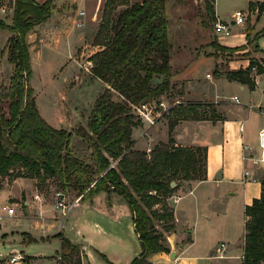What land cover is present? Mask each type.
<instances>
[{"label":"trees","instance_id":"16d2710c","mask_svg":"<svg viewBox=\"0 0 264 264\" xmlns=\"http://www.w3.org/2000/svg\"><path fill=\"white\" fill-rule=\"evenodd\" d=\"M215 1L206 0L214 19ZM168 3L169 0L106 2L93 41L101 49L90 56V70L107 86L92 109L88 127L79 126L74 132L57 128L42 116L30 82L28 34L51 17V0H16L12 22L0 18V28L12 33L3 54H8L14 65L10 85L0 86V180L33 178L39 191L51 180L63 190L75 191L81 200L91 201L102 191L122 196L133 213L142 248L131 264H153L152 254L169 251L164 231L156 223L165 222V231L175 229L174 210L167 199L183 181L207 179L208 147L176 144L172 136L175 127L182 119H220L214 106L207 115L200 110L202 103L189 101L191 104L180 105L177 117L169 121L167 142L157 143L150 152L133 146L134 131L142 122L132 105L164 95L174 101L185 93L172 80L189 64L176 63L182 47L175 42ZM120 6L124 7L119 9ZM256 7L259 16L264 15V2L256 5L251 1L250 8ZM251 32L248 28L247 35ZM255 62L251 59L248 67L228 71V78L255 89L251 76ZM259 72L264 73V66L259 65ZM158 77L163 78L157 82ZM173 110L174 107L170 113ZM73 133L87 140L92 161L77 155L71 147ZM174 181L176 186L172 185ZM261 184L260 196L245 209L242 264H264V178ZM157 204L162 205L161 210L155 207ZM61 254L70 264H82L80 245L65 236Z\"/></svg>","mask_w":264,"mask_h":264},{"label":"rangeland","instance_id":"374dc122","mask_svg":"<svg viewBox=\"0 0 264 264\" xmlns=\"http://www.w3.org/2000/svg\"><path fill=\"white\" fill-rule=\"evenodd\" d=\"M15 1L16 0H0V18L5 22H9L8 20L13 18ZM35 1L43 3V1ZM68 1L71 3V0H51V6L53 8L52 13L57 7L61 8L64 4L69 3ZM107 1L108 0H102L99 14L101 18L100 23ZM254 2L258 5L264 2V0H255ZM247 4L248 0H216L214 8L215 12L217 6L222 14L235 18L237 13L247 10ZM122 7L124 6H120L119 9ZM168 9L173 23L172 29L175 42L182 47V53L178 56L179 58L176 59V63L190 65L194 59L197 61L190 67V72L194 74L190 94L186 92L183 96H176L177 98L174 100H179L181 102L178 103V105L174 107L172 113L167 115L161 122L169 126V121L177 117V111L180 105L189 106L188 104H191L189 101H195V103H202L200 110L207 115L211 114V107L214 106L220 117L218 120L225 119L223 112H229L228 118L231 119L230 123L232 124L231 126H233L232 132L235 137L241 139L244 135L249 144L257 145L258 133L264 123V116L258 112L250 111L244 106L233 103L228 104V101H230L234 94L245 97L248 91L245 90L246 86H243L242 83L230 80L227 76V72L246 68L248 59H254L255 61H260V59H262L264 61V15L259 16L258 11L249 8L248 11L250 14L246 23L243 25H234L231 36L219 38L215 32V21L217 20V16L216 19L213 18L211 10L207 7L206 0H169ZM64 13L65 12L60 15ZM39 25L37 26L39 27ZM37 26L28 34V37L29 35H33V43H29L32 60L30 82L35 89L36 101L41 106L39 110L42 108L41 110L44 116L48 117L50 121L52 120L55 125H64L66 129L72 132H74L73 129L76 130L79 126L88 127L92 109L98 97L105 91L107 86L103 80L96 77L90 70L92 66L90 56L95 53H93V51L101 47L98 45V47H95V44L91 43L92 37L91 39L87 38L89 40L88 44L77 46L78 53H83L82 58L80 57L77 59L74 57V55L77 54L75 49L77 44L76 40L84 33L83 28L76 26L74 27L71 37L66 38L63 36L59 40L53 37L49 43L44 44L40 50H37V46L43 41L41 40L42 33ZM248 28L252 31L249 36L247 35ZM9 34L10 32L8 30L0 29V86L10 85V79L14 70V65L10 62L8 54L5 53L2 55L1 53V49L6 45L3 44ZM48 41L49 38L46 36L44 42ZM217 44L224 46V48L220 49ZM197 57L198 59H196ZM89 63L91 64L89 65ZM216 72L221 73L220 76H217ZM217 77H219V80L216 79ZM158 79L161 80V78ZM183 88L185 92V87ZM215 90L218 91L217 95L219 94V97H217L216 94L212 95ZM203 94H208V96H203ZM162 98L171 103L173 102V100H170V98H167L165 95L162 96ZM251 100L255 103L254 98H251ZM56 109H59V117L57 116L58 112H56ZM186 121L193 120H180L172 136L177 135V137L185 138V134L188 130V124H185L187 123ZM209 122L212 121L209 120ZM241 122H243L245 126L244 134L240 129ZM142 126L135 129L136 132L141 130V135L144 131V127ZM137 135L138 134L134 136V139ZM141 135L140 138L148 137V135L145 137H141ZM175 141L178 142L176 139ZM182 141L187 142L188 140L183 139ZM153 143L154 141L150 144L151 149L156 145H153ZM144 146V142L139 144V147ZM71 147L75 148L76 152L81 155L84 149H87V141L83 137L73 133ZM144 150H147V148ZM84 155H87L85 156L87 160L92 161L91 153L85 152ZM237 159L238 154L235 156L236 161ZM248 166L252 167L254 165L252 162H249ZM254 167L256 168V166ZM256 171L258 178H264V170L256 169ZM14 179L15 178L11 177L5 178L4 180H0V184L13 190V184H15ZM31 180L33 181V185L36 186L37 180L33 178H31ZM51 182L50 180L49 185L42 191L44 194L42 202L47 205L49 214L53 215L57 212L59 216L60 212L54 210L53 207L57 202L56 192L63 191L68 202H73L79 196L75 191L69 189L63 190L58 187L56 183ZM252 183L251 190L258 189L259 183ZM241 186L242 185H236L231 181H224L220 188L213 186V184H204L198 188V191L193 196L197 199V204L196 201H194L196 206L193 208V222L196 223L197 229L196 234H193L192 237L196 240L198 251L202 252L200 250L203 248L207 251L205 253L206 255L210 253L214 254L216 250L220 248L221 242L223 240H228L232 246V252H234L233 254L235 255L230 259H226L225 263L220 262L219 259L207 257L202 260L204 264H242L241 256H237V254H241L243 251L245 232V207ZM233 188H238L239 193L234 195L229 194L228 191ZM167 203L173 207L171 201L168 200ZM8 205L18 207V205L16 206V204L12 202H9ZM161 206V204H157L155 207L159 209ZM71 215L68 216V221ZM128 215V223L135 239L132 217L131 214ZM15 220L16 219H8L7 217L0 220V226H3L2 230H0V264L2 263V259L6 257V251L9 249L1 236L3 229L7 224L15 223ZM22 222L25 229H29V220H22ZM47 222L56 223L57 227L55 233L61 231L63 221L51 220ZM156 223L158 228L164 231L162 226H159V223L163 224V221L156 220ZM65 225L68 226L69 222H65ZM26 238L27 240L32 239L31 236H27ZM45 239L46 240L39 238L38 241H33L29 247L26 248V246L24 247L23 245L21 247L24 249L25 253L30 255L55 253V258L59 262L60 253H58V256L57 252H62V238L56 235L52 239L46 237ZM211 244H213V249L212 251H208L207 247ZM18 248L20 249V247ZM56 250L58 251L56 252ZM190 253L193 252H188V254ZM99 255L107 264L112 262L104 253L99 252ZM40 258L43 257H25L28 261L42 264L41 262L43 259ZM24 261L25 260H21L17 264H27L26 261ZM174 262V260H171L170 263L168 262L167 264H174ZM65 263L70 264L66 261ZM184 263L185 260H182L179 264ZM193 263L194 262H189V264ZM160 264L166 263L162 262Z\"/></svg>","mask_w":264,"mask_h":264},{"label":"crops","instance_id":"0c3cea01","mask_svg":"<svg viewBox=\"0 0 264 264\" xmlns=\"http://www.w3.org/2000/svg\"><path fill=\"white\" fill-rule=\"evenodd\" d=\"M38 1L45 2L47 0ZM251 1L255 0H248L247 10L250 8ZM101 6L102 0H71V3H66L63 7H57L54 9L52 16L46 22L40 24L39 27L37 26L40 28L42 33L41 40H43L41 41V44L37 46V50H40L44 44L49 43L53 37L57 40L63 36L66 38L71 37L74 27L79 26L84 29V33L76 40L77 44L75 49L77 54L74 55V57L77 59L80 57L82 58L83 53H78L77 46L88 44L89 40L87 38L91 39V37V43H93L98 28L100 27L101 18L99 14ZM82 10L85 11V15L80 14V11ZM63 12L65 13L60 15ZM216 16L217 19L223 21H232L234 19L229 15L222 14L217 6ZM11 20L12 19H9V22L7 23H11ZM80 23L84 24L80 25ZM9 32L10 34L3 45L7 44L6 42H8V39L10 38L9 36L12 34L11 31ZM30 36L33 35H29V37ZM46 36L49 38L48 42H44ZM5 47L6 45L1 49L2 55H4L3 50ZM95 47L98 46L95 45ZM100 49L101 48L96 49L93 53ZM195 61L197 60H193L185 70L174 75L172 78V80L177 82L180 87H185V94L186 92L190 94L192 90V79L194 78V74L193 72H190V67ZM247 61L249 63L250 60L248 59ZM158 78L162 79L163 77ZM158 78H156L157 82L160 81ZM216 79L219 80V77ZM242 85L246 86L245 90L248 91L247 96L241 97L239 94L234 95H238L243 104L231 102L232 97L230 101H228V104L233 103L246 108H248L246 106L247 104L264 105V73L260 74L259 82L256 84L255 89L251 90L247 84L242 83ZM217 93L218 91L215 90L212 95H217ZM204 95L208 96V94H203V96ZM217 97H219V94ZM251 98L255 99V103L252 102ZM37 105L38 108L41 107L39 103H37ZM41 109L39 111L42 113V116L45 117ZM58 110L56 112H58L57 116L59 117L60 112ZM223 114L225 119L217 120L218 122H209V120L186 121L187 123L185 124H188V133L186 132L185 138L177 137V135L173 136L178 141L176 144L189 146L202 145L208 147L207 179L183 181L177 190H175V192L167 199V201H171L174 207L175 229L171 231L164 230L165 244L169 248V251H161L152 254L150 260L153 264H160L162 262L167 264L168 262L170 263L171 260L175 261L174 264H179L182 260H185L184 264H189V262L204 264L202 260L207 257L211 259H219L220 262L225 263L226 259L235 256L233 254L234 252H232L230 241L228 240H223L220 244V248L216 250L214 254L210 253L209 255H206L205 253L207 251L203 248L200 250L202 252L198 251L196 240L192 237L193 234H196L197 229L196 223L193 222V208L197 204V199L193 196L196 194L199 187L204 184H213V186L220 188L224 181H231L236 185H242L241 189L245 209L246 206L251 204L254 198L259 197L262 192V184L260 182L262 178L257 177L258 174L256 169L264 170V168L248 166L249 161L243 159V143L248 142L244 135L241 139L235 137L232 132L233 126H231L232 124L230 123L231 119L228 118L229 112H223ZM45 119L57 128H65L64 125H55L48 117H45ZM242 125H244L243 122L240 124V129L244 134L245 126L242 129ZM136 134L138 135L135 137L134 148H147L148 151L151 150L150 144L152 141H154L153 145H155L159 142H167L170 138L169 126L164 122H161L151 129L148 133V137L140 138L141 130L138 132L135 131L134 136H136ZM183 139H187L188 141L184 142L182 141ZM141 142H144L146 147H139ZM73 149L76 152L75 148ZM85 152L89 154L91 153L88 142L87 149H84L81 155L78 152H76V154L85 157L87 156L84 155ZM236 154H238L237 161L235 160ZM246 167L251 168L253 175L258 178L257 181H243L244 170ZM14 182L13 190L5 187V185L0 188V220L5 219L6 217L8 219H16L15 223L7 224L3 229L1 236L9 249L6 251V257L2 259L1 264H8L9 260L14 255L22 256V258H18L17 263L21 260H25L27 264H36L34 261H28L25 257L42 256L43 258H40L43 259L41 262L42 264H58V260L55 258V253L30 255L25 253L24 249L21 247L23 245L27 248L33 243V241H38L39 238L43 240H46L45 237L52 239L58 234H61V238L62 236H65L73 243L80 245L82 264H107L99 255V252L107 255L113 264H131L133 260L141 254L142 248L139 237L135 231L134 239L128 223V214H131L132 224L134 225L133 213L131 212L127 201H125L122 196L117 194L109 195L107 192L102 191L91 201L79 199L69 211L65 219L62 220L61 211L56 208V204L53 206L54 210L60 212V215L58 216L56 211L53 215L49 214L47 205L42 202L44 194L33 185L31 178L18 177L14 179ZM252 182H260L258 189L251 190ZM228 192L231 195L239 193L238 188L230 189ZM194 201H196V204ZM9 202L16 204V206L18 205V207H15V214L10 215L2 211V207L8 205ZM161 207L159 208L160 210ZM70 215L71 217L68 221V216ZM246 219L247 216L245 214V222ZM22 220H29V229H25ZM51 220H61L64 222V225L62 222V228L59 233H55L57 227L56 223L47 222ZM65 222H69V225H65ZM159 224V226H162L161 223ZM163 224L165 225V222H163ZM2 228L3 226L1 225L0 230H2ZM245 233L246 230L244 232L243 251L241 254H237V256H241L242 259L244 254ZM27 236H31L32 239L27 240ZM212 245L213 244L207 247L208 251H212ZM18 247H20V249ZM57 251L58 250H56V252ZM172 251H175L174 257H172ZM190 251L193 253L188 254ZM58 253L61 252H57V255L59 256Z\"/></svg>","mask_w":264,"mask_h":264},{"label":"built area","instance_id":"2783aa9c","mask_svg":"<svg viewBox=\"0 0 264 264\" xmlns=\"http://www.w3.org/2000/svg\"><path fill=\"white\" fill-rule=\"evenodd\" d=\"M256 11L259 12V7H256ZM81 15H85V11H80ZM249 11H243L237 13L235 18L232 21H223L217 19L215 21V32L219 38H227L231 36L233 26L234 25H243L246 23L248 17H249ZM84 23H80V25H83ZM250 65V61L247 64V67ZM259 65L264 66V61L260 59V61H256L252 67H251V76L255 83L257 84L259 82L260 72H259ZM90 67V66H89ZM181 101L174 100L172 103L166 99H153L150 101L142 102L139 104H133V112L136 115V117L142 122V127H144V131L141 135V137H145L148 135L149 131L156 127L161 121H163L167 114L170 113V110L177 106L178 103ZM231 102L237 103V104H243L240 97L238 95L232 96ZM250 111H255L260 113L264 116V105H246ZM244 128V125H242V129ZM150 151V150H149ZM243 159L245 161L252 162V164L258 168H264V124L261 126L259 133H258V144L257 145H251L249 143L244 142L243 143ZM247 180H253L257 181L258 178L253 175L251 168L246 167L244 170V177L243 181ZM57 202H56V208L61 211V219H65L69 211L73 208V206L76 204V202L79 201L81 196H79L76 200L73 202H68L66 200V195L63 191H57ZM2 211L6 212L10 215L15 214V207H12L10 205H4L2 207ZM18 258H22L21 255L17 256L14 255L9 260L8 264H16L18 261ZM58 264H66L64 261V258L62 254L60 253L59 256V262Z\"/></svg>","mask_w":264,"mask_h":264},{"label":"water","instance_id":"95a60500","mask_svg":"<svg viewBox=\"0 0 264 264\" xmlns=\"http://www.w3.org/2000/svg\"><path fill=\"white\" fill-rule=\"evenodd\" d=\"M28 42H29V43H32V42H33V36H30V37H29ZM90 64H91V63H89V65H90ZM176 184H177V183H176L175 181L172 182V185H173V186H176ZM171 254H172V257H174V256H175V251H172Z\"/></svg>","mask_w":264,"mask_h":264}]
</instances>
